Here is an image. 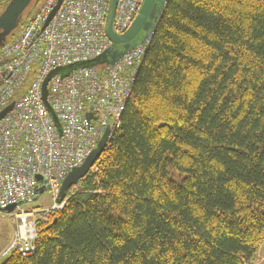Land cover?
<instances>
[{"label":"trees","instance_id":"obj_1","mask_svg":"<svg viewBox=\"0 0 264 264\" xmlns=\"http://www.w3.org/2000/svg\"><path fill=\"white\" fill-rule=\"evenodd\" d=\"M61 203L36 222L33 254L0 264H252L264 243V0H166L119 129Z\"/></svg>","mask_w":264,"mask_h":264},{"label":"built area","instance_id":"obj_2","mask_svg":"<svg viewBox=\"0 0 264 264\" xmlns=\"http://www.w3.org/2000/svg\"><path fill=\"white\" fill-rule=\"evenodd\" d=\"M142 1L118 0L114 33L122 35L130 28ZM56 3L42 0L26 26L0 48V113L13 104L0 120V210L19 205L9 214L19 222L18 232L1 258L11 252L33 254L36 222H45L51 212L63 208L58 195L68 172L83 164L106 127L109 139L119 129L151 37L111 67L80 69L48 82L47 102L60 124L59 133L41 100L45 78L54 69L99 57L111 43L105 34L109 0H63L39 32ZM42 186L53 205L36 213L23 211L21 206L37 198Z\"/></svg>","mask_w":264,"mask_h":264},{"label":"water","instance_id":"obj_3","mask_svg":"<svg viewBox=\"0 0 264 264\" xmlns=\"http://www.w3.org/2000/svg\"><path fill=\"white\" fill-rule=\"evenodd\" d=\"M31 1L32 0H10L3 12L0 14V42L4 39V37H6L10 32L13 31L14 27L18 23V20L21 18L22 14L29 6ZM165 1L166 0H143L130 28L124 34L118 35L112 30V22L118 0H109L105 21V34L107 39L111 43L110 48L106 50L102 55L93 60L86 62H77L66 67L54 69L49 73L42 84L41 100L59 133L61 131L60 124L47 102L48 82L56 76H59L61 79L67 78L72 72L76 70L89 69L100 66L111 67L116 64L124 55L135 49L138 45L143 44L152 35L155 29V25L161 14V10L165 6ZM62 2L63 0H57L53 11L51 12L44 26L39 32H42L46 28L54 14L61 6ZM12 109L13 104L3 110L0 113V120H2ZM109 134L110 128L106 127L97 145L88 154L83 164L80 167L74 168L68 172L60 187L58 203H61L65 198L66 192L71 187L75 186L77 182L84 178L92 169L107 146ZM35 180L38 183L42 181L41 177L39 176H36ZM44 191L45 187L42 186L37 189L36 195L38 196ZM18 206L19 205L17 204L11 205L5 210H0V212L9 215L13 213Z\"/></svg>","mask_w":264,"mask_h":264},{"label":"rangeland","instance_id":"obj_4","mask_svg":"<svg viewBox=\"0 0 264 264\" xmlns=\"http://www.w3.org/2000/svg\"><path fill=\"white\" fill-rule=\"evenodd\" d=\"M8 2H10V0H8ZM35 3L36 1L32 0L29 6L24 11V13L22 14V16L24 15L25 17H27L30 10H32L31 7H33ZM3 10L4 7L2 8V10H0V14L3 12ZM53 202L54 201L51 195L47 191H44L43 193L39 194L38 197L35 198L32 202L22 205L21 209L29 213L31 212L36 213L40 210L49 209L53 205ZM35 220L38 219L35 218ZM18 229H19V222L17 221V219H15V216L6 215L0 212V261L2 259L1 258L2 253L5 250H7L8 247L12 244V241L14 239L15 234L18 232Z\"/></svg>","mask_w":264,"mask_h":264},{"label":"flooded vegetation","instance_id":"obj_5","mask_svg":"<svg viewBox=\"0 0 264 264\" xmlns=\"http://www.w3.org/2000/svg\"><path fill=\"white\" fill-rule=\"evenodd\" d=\"M8 3H9L8 0H0V10H2L3 7L5 9V7L8 5ZM19 28H20V19L18 20V23L14 27L13 31H18ZM10 33L6 37H4V39L0 42V47L5 43V41L7 40L8 36L10 35Z\"/></svg>","mask_w":264,"mask_h":264},{"label":"crops","instance_id":"obj_6","mask_svg":"<svg viewBox=\"0 0 264 264\" xmlns=\"http://www.w3.org/2000/svg\"><path fill=\"white\" fill-rule=\"evenodd\" d=\"M252 264H264V243L259 247L256 259Z\"/></svg>","mask_w":264,"mask_h":264}]
</instances>
